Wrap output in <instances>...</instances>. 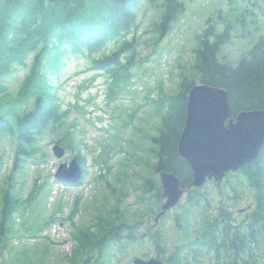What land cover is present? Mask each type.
I'll return each instance as SVG.
<instances>
[{"label": "trees", "instance_id": "obj_1", "mask_svg": "<svg viewBox=\"0 0 264 264\" xmlns=\"http://www.w3.org/2000/svg\"><path fill=\"white\" fill-rule=\"evenodd\" d=\"M237 1L241 0H228L229 3ZM140 2L0 0V136H8L13 153V166L5 177L8 185L0 192V239L8 231L11 216L19 207L11 180L22 171L24 162L40 154L44 136H55L56 142L65 148L74 146L76 128L74 122H68L72 104L63 106L57 81L64 60L70 56L82 57L88 69L105 73L109 98L125 92L134 78L135 68L146 61L139 53L140 44L135 35L139 27L136 7ZM184 8L181 0H163L159 20L153 27L156 42ZM232 29L231 24H225L219 30L215 19L209 17L203 30L193 36L194 59L188 71L180 70L175 91L163 95L162 84L158 86L153 102L159 121L148 149L154 159L150 162L154 176H142L137 186L140 190L138 204H146L148 218L143 219L136 211L133 221L110 218L109 223V213L104 215L103 212L96 215L94 223L78 230L80 244L98 246L106 241H125L131 245L147 237L156 256L165 264H190L203 251L212 253L216 264H264V145L254 161L227 173L222 181H206L212 183L214 195L203 190V186L186 190L180 204L182 211L173 218V227L188 236L190 226L198 221L199 229L188 243H176L165 256V233L160 229L148 230L149 220L158 212L163 200L159 173L174 172L184 188L192 178L188 164L177 154V140L184 124L187 94L193 84L204 82L226 88L234 112L264 108V37L232 62L221 55L222 46L231 39ZM108 45L113 46L112 52L96 55L100 47ZM18 68L28 70L18 91L11 94L5 77ZM102 149L106 150L104 145ZM76 158L84 164L79 155ZM2 168L0 159V172ZM244 201L247 207L243 211L233 209ZM212 203L217 204L212 206L213 210ZM143 226H147V231L140 234ZM91 227L102 230L97 236L94 233L98 230L94 232ZM73 264H86V258Z\"/></svg>", "mask_w": 264, "mask_h": 264}, {"label": "rangeland", "instance_id": "obj_2", "mask_svg": "<svg viewBox=\"0 0 264 264\" xmlns=\"http://www.w3.org/2000/svg\"><path fill=\"white\" fill-rule=\"evenodd\" d=\"M181 1L184 11L158 42L153 27L159 20L163 0H141L136 7L139 27L135 35L140 44L139 53L146 61L135 68L133 80L118 97L107 96L106 74L88 69L84 58L70 56L64 60L57 81L63 106L72 104L68 122L75 124L74 146L65 148L60 143L65 153L57 158L52 153L55 136L45 135L40 143V154L24 162L22 171L11 180L19 207L11 216L8 231L0 239V264H73L85 258L86 264H133L134 257L155 256L147 237L131 245L125 241H106L94 246L80 244L78 230L94 223L103 212L104 215L109 213V223L110 218L133 221L136 211L143 219L148 218L146 204H138L140 190L137 186L142 176H154L150 165L154 159L148 149L159 119L153 98L160 84L164 88L163 95L175 91L180 70L188 71L193 62V36L203 30L205 21L213 17L219 30L225 24L232 25L231 39L221 49V55L232 62L264 37V0L253 1V4L242 0L233 3L228 0ZM31 59L32 56L29 63ZM27 70L18 68L6 75L11 94L18 91ZM103 145L107 151H103ZM76 155L83 159L85 167L81 181L65 184L55 180L53 174L58 165ZM0 159L3 162L1 192V188L8 185L5 177L13 166L8 136H0ZM202 188L214 195L211 182ZM183 200L184 197L179 205ZM245 203L239 202L233 209H245ZM179 205L162 215L158 223H154L155 215L149 220L148 230L160 229L165 233V256L176 243H188L199 229L196 220L188 236L174 229L173 218L182 211ZM213 205L217 206L212 203L211 207ZM146 227L141 228L140 234L147 231ZM91 230L97 232L98 228L91 227ZM101 230L94 234L98 236ZM190 264H216V260L212 253L203 251Z\"/></svg>", "mask_w": 264, "mask_h": 264}, {"label": "water", "instance_id": "obj_3", "mask_svg": "<svg viewBox=\"0 0 264 264\" xmlns=\"http://www.w3.org/2000/svg\"><path fill=\"white\" fill-rule=\"evenodd\" d=\"M226 88L197 82L187 94L182 131L177 140V154L189 166L192 178L187 188H200L206 180L220 182L228 172L236 171L254 161L264 145V108L242 109L235 112ZM55 157L61 158L64 147L52 146ZM83 166L77 158L61 162L55 179L78 183ZM163 202L154 222L175 207L186 189L172 171L159 175ZM243 211V209H239ZM133 264H165L157 257H134Z\"/></svg>", "mask_w": 264, "mask_h": 264}, {"label": "clouds", "instance_id": "obj_4", "mask_svg": "<svg viewBox=\"0 0 264 264\" xmlns=\"http://www.w3.org/2000/svg\"><path fill=\"white\" fill-rule=\"evenodd\" d=\"M114 50L113 46L108 45V46H102L100 47L99 51L96 52V55H106L110 52H112ZM85 52H87V50L85 49ZM124 58L121 57V63H123Z\"/></svg>", "mask_w": 264, "mask_h": 264}, {"label": "flooded vegetation", "instance_id": "obj_5", "mask_svg": "<svg viewBox=\"0 0 264 264\" xmlns=\"http://www.w3.org/2000/svg\"><path fill=\"white\" fill-rule=\"evenodd\" d=\"M234 118V117H233Z\"/></svg>", "mask_w": 264, "mask_h": 264}]
</instances>
